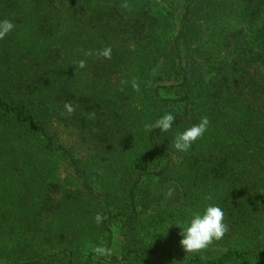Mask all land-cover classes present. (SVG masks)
<instances>
[{"label":"trees","instance_id":"obj_1","mask_svg":"<svg viewBox=\"0 0 264 264\" xmlns=\"http://www.w3.org/2000/svg\"><path fill=\"white\" fill-rule=\"evenodd\" d=\"M122 2L0 0L15 25L0 40V264H264V0ZM106 46L110 60L85 56ZM166 113L170 131L144 130ZM167 184L175 203L154 190ZM207 205L229 231L186 253L177 225Z\"/></svg>","mask_w":264,"mask_h":264},{"label":"clouds","instance_id":"obj_2","mask_svg":"<svg viewBox=\"0 0 264 264\" xmlns=\"http://www.w3.org/2000/svg\"><path fill=\"white\" fill-rule=\"evenodd\" d=\"M120 7L125 10H131V4L128 0H123ZM15 25L8 19L0 20V40L4 39L9 34ZM95 55L97 58L111 59L112 48L106 46L96 51H86L85 56ZM87 66L85 60L77 61V67L83 69ZM128 81H121L124 85ZM131 87L134 91H139V83L136 80L131 82ZM122 90V89H121ZM64 115H72L76 111V107L71 102H65L63 105ZM89 119L95 118V112L87 114ZM175 116L172 113H166L161 118L155 121V124L145 123L144 130L150 132L153 127L159 128L162 132H168L171 130ZM210 121L207 116L200 118V121L191 127L187 128L183 132L177 133L173 147L180 152H187L192 144L200 139L209 127ZM206 200H211L212 196L205 197ZM95 221L99 224L103 221L104 217L101 213H97L94 217ZM182 229L180 235L182 239L179 241L180 245L186 253H202L209 249L214 242H217L225 236L229 231V225L225 223V213L222 208L216 205H207L202 213H193L190 222L186 226L177 225ZM92 253L97 257H111L113 252L110 248L104 245H97L91 248Z\"/></svg>","mask_w":264,"mask_h":264},{"label":"rangeland","instance_id":"obj_3","mask_svg":"<svg viewBox=\"0 0 264 264\" xmlns=\"http://www.w3.org/2000/svg\"><path fill=\"white\" fill-rule=\"evenodd\" d=\"M61 135L63 137H66L69 141H73L74 139V136L71 135L70 131L69 130H64L61 132ZM66 135V136H65ZM77 151L79 154H81L83 156V154H86V149L83 147V146H78L77 148ZM96 168V165L93 166V171L95 170ZM103 166L100 164L99 166H97V171H104L103 169ZM92 173V172H91ZM66 175V170H60V178L62 179L64 176ZM155 192H159V191H164L165 193V202L167 204H172V203H175L176 199L179 197V189L176 185L174 184H170V185H165V187H156L154 188ZM148 220V219H147ZM145 219V226L146 228L145 229H150V231L154 232H159L160 231V227L158 225H151L149 222L146 223L147 221ZM157 230H156V228ZM145 231V230H144ZM94 236H98L97 235V232L94 230ZM113 236L115 238V240H118V239H122V235L120 234V232L117 230V226L113 227Z\"/></svg>","mask_w":264,"mask_h":264}]
</instances>
